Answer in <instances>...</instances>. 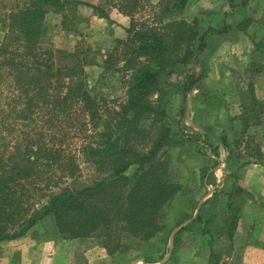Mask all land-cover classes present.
<instances>
[{
  "label": "trees",
  "instance_id": "trees-1",
  "mask_svg": "<svg viewBox=\"0 0 264 264\" xmlns=\"http://www.w3.org/2000/svg\"><path fill=\"white\" fill-rule=\"evenodd\" d=\"M101 1L131 19L127 37L116 40L105 60L104 72H109V65H118L116 71L123 74L125 97L117 108L100 110L93 97L103 76L95 87L88 86L87 52L55 50L44 41L47 14H63L64 29L72 31L80 2L22 0L3 21L0 243L24 236L51 216L63 237L96 238L110 255L122 253L163 231L164 212L182 189L170 170L168 150L181 139L167 121L169 96L180 92L185 108L187 94L203 79L191 70L201 63L206 38L223 31L211 28L200 34L197 20L178 19L194 0H160L157 5L153 0ZM229 6H235L234 0H229ZM149 7L152 21L136 18ZM92 8L108 19L103 9ZM223 30L231 29L224 24ZM263 48L264 35L254 41L255 52ZM251 66L256 67L255 62ZM172 76L178 81L169 82ZM248 91L250 103L239 88L246 96L238 118L242 133L250 123H261L264 114V106L252 95V85ZM85 111L97 131L81 152L101 177L78 186L75 181L68 183L79 168L63 145L70 127ZM4 132L20 135L14 142H5ZM132 167L135 172L128 176ZM206 215L201 211L198 219Z\"/></svg>",
  "mask_w": 264,
  "mask_h": 264
},
{
  "label": "crops",
  "instance_id": "crops-1",
  "mask_svg": "<svg viewBox=\"0 0 264 264\" xmlns=\"http://www.w3.org/2000/svg\"><path fill=\"white\" fill-rule=\"evenodd\" d=\"M61 1L80 2L76 15L80 27L91 35L105 37L111 32L114 38H123L130 27V17L103 6L101 0ZM92 6L103 9L108 19L101 17ZM68 11L65 13L69 14ZM52 17L57 28L53 42L60 37L70 42L77 27H73L74 31L64 29L63 14L58 13L49 12L45 21ZM240 17L228 15L226 24L231 25ZM239 32L237 35L242 34ZM4 35L0 29V45ZM53 42L55 50L71 52ZM227 49L220 51L212 71L202 81L203 87L213 83L219 88L221 81L229 79L224 70L235 64L245 65L252 47L231 44ZM231 58L234 61L230 62ZM262 80L263 75L257 74L256 85ZM202 93L196 89L192 97ZM225 98L228 102L222 110L213 111L201 102L189 106L191 129L202 137L197 142L198 155L190 169L194 174L193 183L185 187L187 190L182 187L175 206L166 213L164 229L157 240L166 247V253L160 262L152 264H264V121L250 123L242 133L238 121L242 115L241 103L234 108L230 105L239 102V98L235 94H226ZM223 114L226 122L220 120ZM239 129L240 133L236 132L233 134L236 138L231 139L230 131ZM201 211L207 215L198 219ZM219 213L223 216L222 222L213 218ZM212 226L219 234L212 231ZM222 242L225 248L218 250L217 245ZM119 259L118 253L110 255L97 239L63 237L51 216L38 222L25 236L0 243V264H119Z\"/></svg>",
  "mask_w": 264,
  "mask_h": 264
},
{
  "label": "rangeland",
  "instance_id": "rangeland-1",
  "mask_svg": "<svg viewBox=\"0 0 264 264\" xmlns=\"http://www.w3.org/2000/svg\"><path fill=\"white\" fill-rule=\"evenodd\" d=\"M21 1L22 0H0L1 31L3 30L5 32L4 27H1V25L7 18L9 14L8 11L10 12V10L15 9L17 5L21 4ZM159 2L160 0H153L152 4L157 5ZM234 4L235 6L230 8L229 0H197V2L193 1L188 9H186L185 13L178 17L179 20H186L189 23H193L197 20L200 34L207 32L211 28L223 31L221 35L211 34L208 40L206 38L204 50L199 56L201 63L194 66L191 70V72H194L198 77L203 76V79L189 94H187L185 108L183 107V98L180 92H177L178 94L172 97L169 96L171 106L169 107L167 121L172 131L180 136L179 138L181 139V142L168 150L172 157L170 170L171 174H173V180L184 187L185 190H187L185 187L189 186L193 181L194 174L191 173L192 171L190 169L194 165V157L198 155L199 144H197V142L202 139L201 136H198L197 133L191 129L192 120L189 117V106L193 105L195 102L197 104L201 102L206 105L208 109H212L213 111H215L216 108L222 110L228 102L226 100L227 98H225L226 94H235V96H238L239 102L230 104L234 108V105L236 107L246 99V96L241 95L239 92V88L245 90L249 99L248 102L250 103L251 94H248L249 91L247 92L249 85H252L253 88L252 95L264 106V48L256 52L254 50V41L264 35V0H234ZM102 5L104 6L103 3ZM68 13L70 14V10ZM72 14L73 13L70 14L71 18L73 17ZM228 15L235 17H240L241 15V17L239 21L234 20L233 24L227 25L230 26L231 30L224 31L223 26L226 24L227 19H229ZM136 18L141 21L147 19L152 21L153 16L150 7L138 14ZM241 18L243 19L241 20ZM248 19L250 20V23L247 25L245 20ZM45 25L47 31L44 41L49 48L56 49L51 43L56 36L57 28L53 26L56 25V19L54 17L50 18L45 21ZM68 25L71 26L70 24ZM73 25L77 28L75 29L74 36L70 42L60 37L56 38L53 44L55 43V45H59L58 47L61 46L62 48L67 47L66 50L71 49L70 51H80L83 49L87 52L84 56L87 61V63L84 64L86 83L91 88L95 87V83L99 80L100 75L102 74L103 76L100 80V87L93 89V97L98 100L100 110H105L107 107L117 108L118 104L123 101L125 97V89L122 83L123 74L116 71L117 68H119L118 65H109V72H104L105 60L108 54L112 51L116 40L125 39L127 37V32L123 38H114V36H112L113 33L111 34V32L109 35H105V37L104 35H101V37L96 34L91 35L86 32V28L82 29V27H80V19L77 15L76 21ZM105 28L106 31L109 30L108 25ZM232 29H235V31H232ZM239 31H241L242 34L237 35L240 33ZM231 44L238 45L239 48H244L248 45L251 46L252 49L250 51L249 61H245V65L244 63L240 66L235 64L234 67L224 70L229 76V79L223 80V82L221 81L219 88L213 83H211L210 87L208 85L203 87L202 81L208 77V73L212 71V66H214L215 60L220 57V51H228L227 48L229 45L231 46ZM212 57L214 58L212 59ZM243 59H246V55ZM232 61H234V59L231 58L230 62ZM253 62H255L256 67L251 66ZM217 74L220 75L219 73ZM257 74L263 75V80L256 85L255 78ZM168 81L174 82L178 80L175 76H172ZM196 89L203 93L200 96L192 97V92ZM176 90L177 89L175 88V91ZM206 92L210 94H207ZM221 96L224 97L221 98ZM229 100L231 99L229 98ZM101 115L103 116V119L106 118L103 112H101ZM261 117V120L264 121V114L261 115ZM225 118L226 116L223 114L221 115L220 120L226 122ZM255 119L256 118H252V122H254ZM188 121L190 122L189 124ZM96 131L97 129L94 128V124L90 120L88 112L86 111L85 113H80V116H78L70 127L69 139H67L63 146L70 155L75 157L79 171L76 177L68 179V183L75 181L78 186H86L101 177L96 167L93 164L86 162V159L81 152V148L84 144L93 141V136ZM236 132L239 134L240 129L237 131H230L231 139L236 138L235 135L233 136ZM18 133L20 132H4V136L6 137L5 142H14L16 136L18 137L20 135ZM0 144H3L1 139ZM201 147L204 149L202 145ZM162 151L164 152L165 150ZM134 172L135 167H132L127 172V175L131 176ZM176 199H178L177 196L168 205L164 212V217L167 215L166 213L168 212L169 214V211L175 206ZM213 218L218 222L223 221V216L220 213L216 214ZM162 223H164V221ZM212 228V231L215 232V234H219L217 233L215 226H212ZM161 235L162 233L147 243H136L134 245L136 248L132 250L118 253L120 258L119 264H152L160 262L163 259V255L166 253V247L163 246L160 241H157ZM217 247L218 250H221L222 248H225V244L223 242L219 243ZM108 264H111V262Z\"/></svg>",
  "mask_w": 264,
  "mask_h": 264
}]
</instances>
